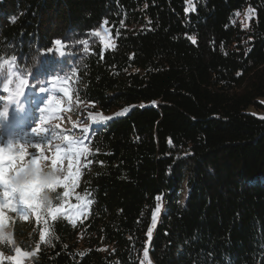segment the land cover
<instances>
[{
  "label": "trees",
  "instance_id": "1",
  "mask_svg": "<svg viewBox=\"0 0 264 264\" xmlns=\"http://www.w3.org/2000/svg\"><path fill=\"white\" fill-rule=\"evenodd\" d=\"M189 6L0 0V84L15 57L33 94L65 81L72 101L121 110L82 144L75 196L40 190L72 205L11 221L31 264H264V0Z\"/></svg>",
  "mask_w": 264,
  "mask_h": 264
},
{
  "label": "rangeland",
  "instance_id": "2",
  "mask_svg": "<svg viewBox=\"0 0 264 264\" xmlns=\"http://www.w3.org/2000/svg\"><path fill=\"white\" fill-rule=\"evenodd\" d=\"M95 33L99 37V40L103 47L108 46L112 43V40L108 37L107 27L103 24L100 28L95 30ZM2 65L5 67L6 81L0 84V110H2L7 101L6 97L9 96V93L15 90V85L18 82V79L24 78L20 75L17 70L15 60L13 61L12 57L4 59ZM9 63H11L12 72L14 75L9 74ZM68 82V81H67ZM5 85H8V91H4ZM60 87H67L69 89L67 94H64L59 91H45L44 93H32L29 91L28 87L25 88L24 93L19 97V103L23 106L21 109L17 110L15 105L8 106L7 118L0 121V141H7L9 139L14 140L12 147L19 148L21 143H24V139L31 138L33 142L39 140L40 138L32 135L31 128L40 125L48 129L47 134L50 139L45 141L41 145V152L44 156L48 157L47 161L44 163L52 169L51 157L55 153L56 144H64L63 137H68L74 139L73 136L83 135V129L85 127L94 126L93 121L99 119L100 117H112L118 112H111L108 114L102 113L98 110H95L90 104L85 102L72 101L70 97V88L67 83L64 81V84ZM46 89H50L47 87ZM52 95L55 100L59 101V108L54 112L46 113V117L43 120L41 119L40 109L45 107L46 101ZM55 129V135L52 134V130ZM59 137V138H57ZM75 140V139H74ZM26 149L39 156L41 153L36 152L32 148L31 144H25ZM82 148L88 147L80 145ZM83 156L77 157L76 155L64 156L61 160L57 162L53 171L57 172V176L61 181H65L71 185L72 181H75V185L70 187L69 196L76 195V183L79 179V174L82 168V159ZM30 157H25V165L27 166ZM39 163V162H38ZM71 164V167L69 166ZM56 188L64 189L62 184H58ZM65 190V189H64ZM2 198V194H0ZM71 202L66 201L65 203L57 206L60 208L59 213H63L65 208L70 207ZM5 219L0 222V235H3L5 239L1 240L6 244L5 248L10 247L9 251H4L0 249V264H31L30 253L23 252L20 250V253L16 252L18 248L15 241L11 237V228L10 223L15 217H20L23 221L30 222L33 219H36L35 213L31 210H28L24 215L11 212L8 208L4 209ZM11 257L12 259H9Z\"/></svg>",
  "mask_w": 264,
  "mask_h": 264
},
{
  "label": "snow or ice",
  "instance_id": "3",
  "mask_svg": "<svg viewBox=\"0 0 264 264\" xmlns=\"http://www.w3.org/2000/svg\"><path fill=\"white\" fill-rule=\"evenodd\" d=\"M189 3V7L185 8V12L194 11L195 9L191 7V0H187ZM251 11V10H249ZM239 15V14H237ZM107 23V21H105ZM247 27V24L244 25ZM191 39V38H190ZM193 42H195L193 40ZM57 45L61 44L60 40L55 41ZM49 53H52V49L48 50ZM61 56L70 55L64 52L60 53ZM16 58H13V61ZM9 74L14 75L11 68V63H9ZM4 77L0 76V80H3ZM62 83V82H61ZM56 82H53V89H46L45 87H40L39 91H54ZM28 81L26 79L20 78L15 85V90L9 93V96L4 98L7 103L5 107L0 110V121L5 120L7 118L8 106L15 105L17 110L21 109L23 106L19 103V97L24 93L26 87H28ZM4 91H8V85H5ZM59 91L67 94L69 89L67 87H60ZM59 108V101L55 100L52 95H49L45 107L41 108L39 111L41 113V119H44L46 113L54 112ZM119 115V114H118ZM113 117H100L99 119H95L93 121L97 126L106 123L108 120ZM85 134L84 137L78 139H70L68 137H63L64 144H56L54 147L56 149L55 153L51 157V165L52 169L55 168L57 162L61 160L64 156L76 155L77 157L85 155L87 153L86 148L80 147V145L84 144L87 140L88 135L91 132V126L85 127L83 130ZM48 129L37 125L36 127L31 128L32 135L40 138L33 142L31 138L24 139V143H21L19 148H13L14 140L9 139L7 141H0V194H2V198H0V222L5 219L4 209L8 208L11 212L17 213L20 215H24L31 210L36 215L37 221H40L42 216L41 214L46 212L47 215L56 218L57 213L60 212V208L53 207L51 202L45 206L40 200V190L41 189H55L58 184H62L65 191L64 196L69 195L70 187L75 185V181L73 180L71 185L67 182V178L65 181H61L56 175L51 181L45 182L41 180L40 172H41V164L47 161L48 157L44 156L41 152V145L50 139L47 134ZM52 134L55 135V129L52 130ZM59 138V137H57ZM25 144H31L32 148L36 150V152H40L39 156L34 153L29 152ZM30 157L27 166L25 165V157ZM39 162V163H38ZM29 166H31V171H29ZM71 167V164L69 165ZM24 173L26 175V179L20 183H14V178L19 174ZM79 200L80 197L77 196ZM157 201L160 200V197L156 198ZM91 203V201H88ZM160 205L157 203L156 208L152 213V223L153 225L156 223L157 214L159 213ZM46 223V222H45ZM152 227L148 229V235L151 236ZM40 240L44 241L46 238L45 230L41 229L39 232ZM5 239L3 235H0V240ZM17 253H20V249H16ZM145 256H147V251L145 252ZM9 259H12L9 257Z\"/></svg>",
  "mask_w": 264,
  "mask_h": 264
},
{
  "label": "clouds",
  "instance_id": "4",
  "mask_svg": "<svg viewBox=\"0 0 264 264\" xmlns=\"http://www.w3.org/2000/svg\"><path fill=\"white\" fill-rule=\"evenodd\" d=\"M0 76H3L2 72H0ZM44 118H48V117H46V115H45ZM29 171H31V166H29ZM56 175H57L56 171H53L52 169H50L47 166L46 163L42 162L41 172H40V177H41L42 181H45V182L51 181ZM25 179H26V175L24 173H21L14 178V183L18 184V183L24 181ZM39 198L45 206H47L51 202L50 201V193L47 191H45L43 194H41Z\"/></svg>",
  "mask_w": 264,
  "mask_h": 264
}]
</instances>
